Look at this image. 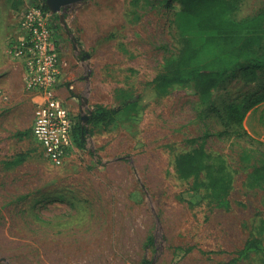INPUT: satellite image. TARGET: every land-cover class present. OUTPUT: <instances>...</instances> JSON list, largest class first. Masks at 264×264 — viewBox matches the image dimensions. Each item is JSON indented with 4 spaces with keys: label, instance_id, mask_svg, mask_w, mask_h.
Returning <instances> with one entry per match:
<instances>
[{
    "label": "rangeland",
    "instance_id": "1",
    "mask_svg": "<svg viewBox=\"0 0 264 264\" xmlns=\"http://www.w3.org/2000/svg\"><path fill=\"white\" fill-rule=\"evenodd\" d=\"M170 1H79L62 7L65 26L52 14L60 97L86 129L84 146L73 138L55 166L32 136L35 103L9 51L21 11L40 0H0V75L11 74L10 89L1 85L9 99L0 105V264H261L259 254L231 258L248 237L264 240V175L254 171L264 164V101L239 125L224 122L229 105L242 111L264 90V76L245 82L236 67L207 102L190 85L148 99V82L186 35L197 36ZM263 5L242 0L231 17ZM97 105L120 107L108 127L89 122ZM200 144L232 174L227 209L175 170V157Z\"/></svg>",
    "mask_w": 264,
    "mask_h": 264
},
{
    "label": "trees",
    "instance_id": "2",
    "mask_svg": "<svg viewBox=\"0 0 264 264\" xmlns=\"http://www.w3.org/2000/svg\"><path fill=\"white\" fill-rule=\"evenodd\" d=\"M43 8L48 10L43 0ZM242 0H171L169 8L186 14L192 21L197 36L186 35L177 54L167 61L145 87L148 99L165 95L175 85H190L198 98L207 102L212 92L218 88L236 67H242L241 77L245 82H256L264 76V5L256 12L241 19L231 15L238 10ZM264 88V81H263ZM264 101V90L255 93L243 107L228 106L225 126L231 121L239 125L244 110ZM138 99L126 103L134 108ZM120 107L97 105L89 115V122L111 125ZM86 129L83 125L74 127L73 138L78 146L85 143ZM21 156H19V160ZM14 160L12 163H16ZM175 170L181 178H191L195 186L202 185L216 207L227 209L230 205L229 193L232 174L219 155L206 152L203 144L190 151L178 154L174 161ZM255 173L264 175V164L254 168ZM264 201V192H263ZM150 237L147 241L152 244ZM216 252V251H215ZM232 262L248 259L251 253L259 254L264 264V240L248 237L242 247L235 252ZM148 264V261L143 262Z\"/></svg>",
    "mask_w": 264,
    "mask_h": 264
},
{
    "label": "built area",
    "instance_id": "3",
    "mask_svg": "<svg viewBox=\"0 0 264 264\" xmlns=\"http://www.w3.org/2000/svg\"><path fill=\"white\" fill-rule=\"evenodd\" d=\"M52 12L41 2H30L18 18V34L11 55L24 66V87L35 108L32 136L53 165H62L73 143L75 123L58 89L64 83V59L51 22ZM9 99L0 86V105Z\"/></svg>",
    "mask_w": 264,
    "mask_h": 264
},
{
    "label": "water",
    "instance_id": "4",
    "mask_svg": "<svg viewBox=\"0 0 264 264\" xmlns=\"http://www.w3.org/2000/svg\"><path fill=\"white\" fill-rule=\"evenodd\" d=\"M47 8L53 13L57 14L60 22L65 26L64 15L61 13L62 7L84 0H43Z\"/></svg>",
    "mask_w": 264,
    "mask_h": 264
},
{
    "label": "crops",
    "instance_id": "5",
    "mask_svg": "<svg viewBox=\"0 0 264 264\" xmlns=\"http://www.w3.org/2000/svg\"><path fill=\"white\" fill-rule=\"evenodd\" d=\"M17 62L20 64V76L22 77V86H24V66L22 65V63L20 62V60L16 59ZM10 72L8 73H4V74H1L0 75V86L2 85L3 87H6L7 89H10L9 88V76H10ZM2 87V88H3ZM4 89V88H3ZM25 89V87H24ZM5 90V89H4ZM7 92V91H6ZM58 94L63 97V98H66V87L64 88V86H61L59 89H58ZM32 97V96H31ZM33 99V97H32Z\"/></svg>",
    "mask_w": 264,
    "mask_h": 264
}]
</instances>
